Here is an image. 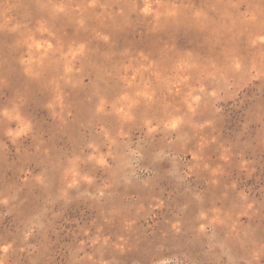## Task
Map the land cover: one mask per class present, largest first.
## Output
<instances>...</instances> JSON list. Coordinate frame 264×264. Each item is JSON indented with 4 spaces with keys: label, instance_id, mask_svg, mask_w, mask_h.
Returning a JSON list of instances; mask_svg holds the SVG:
<instances>
[{
    "label": "rangeland",
    "instance_id": "obj_1",
    "mask_svg": "<svg viewBox=\"0 0 264 264\" xmlns=\"http://www.w3.org/2000/svg\"><path fill=\"white\" fill-rule=\"evenodd\" d=\"M0 264H264V0H0Z\"/></svg>",
    "mask_w": 264,
    "mask_h": 264
}]
</instances>
